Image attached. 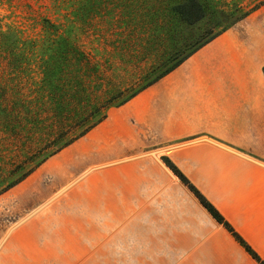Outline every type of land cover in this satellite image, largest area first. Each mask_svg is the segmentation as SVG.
I'll list each match as a JSON object with an SVG mask.
<instances>
[{
    "label": "crops",
    "instance_id": "0c3cea01",
    "mask_svg": "<svg viewBox=\"0 0 264 264\" xmlns=\"http://www.w3.org/2000/svg\"><path fill=\"white\" fill-rule=\"evenodd\" d=\"M83 139L10 217L0 264H258L157 158L264 258V6L64 150Z\"/></svg>",
    "mask_w": 264,
    "mask_h": 264
},
{
    "label": "rangeland",
    "instance_id": "374dc122",
    "mask_svg": "<svg viewBox=\"0 0 264 264\" xmlns=\"http://www.w3.org/2000/svg\"><path fill=\"white\" fill-rule=\"evenodd\" d=\"M177 1L0 0V191L85 132L100 115L95 108L108 116L163 58L172 62L175 48L196 36L171 17L173 7L168 4ZM199 3L206 19L195 29L204 35L222 31L264 6V0ZM61 38L71 46L67 58L61 56ZM58 45L59 56L50 67L52 83L47 85L44 73ZM74 47L85 57L73 53ZM83 142L0 196V242L15 210L32 192L59 181L63 174L54 166L71 157V151L79 152L76 148ZM166 156L158 158L167 166Z\"/></svg>",
    "mask_w": 264,
    "mask_h": 264
},
{
    "label": "trees",
    "instance_id": "16d2710c",
    "mask_svg": "<svg viewBox=\"0 0 264 264\" xmlns=\"http://www.w3.org/2000/svg\"><path fill=\"white\" fill-rule=\"evenodd\" d=\"M200 0H179L173 5L168 4L173 7V12L171 17L173 20H176V24H180L186 28V30H191L196 33V36L191 37L189 36L184 42L179 45L177 48H175V54L173 56L174 59H172V62H167V58H163L162 61H160L158 64H156L155 69L149 74V78L144 81V84L140 86L138 89L134 90L130 95L124 96L123 94H120L119 97H123L119 100V103L117 107L123 106L124 104L128 103L130 100H132L134 97L139 95L142 91L146 90L147 88L151 87L161 79L165 78L167 75L175 71L177 68H179L183 63H185L190 57H192L195 53H197L201 48L215 40L217 37H219L222 33L227 31L229 28H231L234 24L238 23L239 21L243 20L249 15H245L244 17L238 19L235 21V23H232L228 28L223 29L222 31L219 30H210L207 35L201 34L203 32L196 31V27L199 23H201L204 19H206L205 14L201 12V4L199 3ZM160 7H158V10ZM178 22V23H177ZM177 26H175L173 29L175 30ZM190 32V31H188ZM206 33V32H205ZM5 34H3L4 36ZM8 35V34H7ZM7 35H5L7 37ZM4 36V37H5ZM61 43L65 45L64 52H61V56H64L67 58L70 51L69 48L71 47L69 43L67 44V41L63 38L60 39ZM67 44V45H66ZM60 45V44H59ZM59 45L57 46V53L52 56L51 61L49 62V67H47L45 73H44V81L45 84L48 85V83H52L51 79V66L53 63V60L55 56H59ZM73 53L76 52L78 57L82 56L85 57V55L78 51L77 48H73ZM163 65L161 66V64ZM165 63V64H164ZM109 104H107L105 109L108 107ZM100 108H95V113L99 115L97 118V121L88 126L85 132L80 134L78 137H76L73 141L66 142L60 147H58L54 152L50 153L47 157L40 160L35 167L30 171L29 173L25 174L22 177H19L14 183L8 184L4 186V189L0 191V196L4 193L8 192L15 186L22 183L26 178H28L34 170L39 168L43 163H45L48 159L55 156L65 148L69 147L79 139L83 138L87 133H89L93 128H95L97 125H99L101 122H103L107 118V114L101 115ZM96 114V115H97ZM167 166L171 169V171L179 178V180L189 188V190L196 196V198L199 200V202L207 209V211L213 216V218L221 224L233 237L234 239L245 249V251L258 263V264H264V258H261L257 255V253L251 248V246L235 231V229L225 220V218L217 211V209L201 194V192L168 160L164 159Z\"/></svg>",
    "mask_w": 264,
    "mask_h": 264
},
{
    "label": "water",
    "instance_id": "95a60500",
    "mask_svg": "<svg viewBox=\"0 0 264 264\" xmlns=\"http://www.w3.org/2000/svg\"><path fill=\"white\" fill-rule=\"evenodd\" d=\"M204 140H206V141H208V142H211V143H213V144H216L215 142H213V141H211V140H209V139H204ZM152 156H154V158L156 157L155 156V151L154 152H151L150 153ZM157 162H159V164H161L167 171H169L170 172V174H172L174 177H175V175L173 174V172L162 162V160L161 159H157Z\"/></svg>",
    "mask_w": 264,
    "mask_h": 264
}]
</instances>
